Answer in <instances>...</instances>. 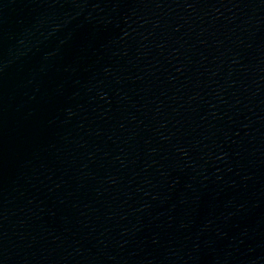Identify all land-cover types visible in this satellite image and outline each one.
<instances>
[{
    "label": "water",
    "instance_id": "water-1",
    "mask_svg": "<svg viewBox=\"0 0 264 264\" xmlns=\"http://www.w3.org/2000/svg\"><path fill=\"white\" fill-rule=\"evenodd\" d=\"M0 264H264V0H0Z\"/></svg>",
    "mask_w": 264,
    "mask_h": 264
}]
</instances>
